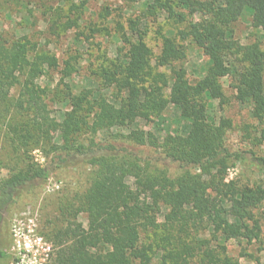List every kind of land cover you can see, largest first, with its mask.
I'll return each mask as SVG.
<instances>
[{"label": "trees", "instance_id": "1", "mask_svg": "<svg viewBox=\"0 0 264 264\" xmlns=\"http://www.w3.org/2000/svg\"><path fill=\"white\" fill-rule=\"evenodd\" d=\"M181 8L202 15L176 32L178 40L189 39L207 58L200 80L188 82L181 67L171 70L169 80L153 73L143 41H131L121 30L116 63L103 70L124 94L120 106L92 98L89 92L77 97L67 93L69 110L59 123L51 115L45 89L37 85L45 66H56L55 59L25 37L16 42L0 38V111L11 116L5 134L14 156L11 170L0 180V230L3 214L22 193L42 187L63 170L87 165L94 173L88 188L72 195L71 209L61 210L65 226L55 235L59 247L52 264H190L194 259L198 264H234L219 257L211 239L199 235L248 244L259 241L256 210L264 201V188L225 179L226 169L243 153L225 145L222 131L208 121L205 104L222 100L219 81L228 77L234 98L249 104L253 117L264 113V51L256 44L240 45L232 31L244 12L250 14L254 28L264 30V0H154L146 11L154 15L161 10L174 19L173 10ZM134 25L129 19L128 28L134 30ZM161 57L181 60L182 47L165 38ZM71 73L69 65L64 76ZM169 104L179 109L188 131L161 142L148 133L145 140L153 154L131 137H84L85 128L94 135L131 125L136 118L159 116ZM52 132L58 134L57 142L51 139ZM33 149L42 152L44 165L33 161ZM245 154L264 176V156ZM171 164L182 174L169 178L163 171L150 172L153 166L166 169ZM161 206L167 212L159 225ZM82 213L85 228L77 221ZM159 229L167 235L156 239L154 248L142 241Z\"/></svg>", "mask_w": 264, "mask_h": 264}, {"label": "rangeland", "instance_id": "2", "mask_svg": "<svg viewBox=\"0 0 264 264\" xmlns=\"http://www.w3.org/2000/svg\"><path fill=\"white\" fill-rule=\"evenodd\" d=\"M153 1L0 0V38L5 42H16L25 37L38 51L48 53L55 59L56 66L46 65V73L37 80V85L45 89L51 115L59 123L69 110L67 93L77 97L89 92L92 98L100 97L116 108L120 106L124 94L118 92L105 78L103 70H108L111 63H116L119 55L117 50L122 46L119 35L122 31L131 41H143L150 52L149 65L153 73H162L169 80L171 70L181 67L191 84L203 77L207 69V58L189 39L180 41L176 37V32L188 23L198 22L202 15L192 14L182 8L173 10L174 19L167 18L161 10L148 15L147 5ZM129 19L135 23L134 30L127 26ZM232 31L233 39L240 45L256 44L264 51V30L252 26L248 12H244L233 24ZM165 38L175 40L182 47L181 60L169 62L161 57L162 41ZM69 65L72 73L65 77L64 71ZM219 82L223 98L206 101L208 121L216 130L222 131L225 145L243 153L242 159L234 161L233 166L226 169L225 179L237 181L240 185L264 188V176L250 156L245 154L252 151L264 156V113L261 118L253 117L251 106L239 103L234 98L231 79L226 77ZM144 85L148 88L149 82ZM10 121L11 116L0 111V180L8 175L14 161L5 134ZM187 129L188 122L181 117L179 109L169 104L159 116L136 118L131 125L99 130L94 135L85 128L84 137L99 140L116 134L122 138L131 137L135 139V144H142V148L152 153L153 149L145 140L148 133L161 142L165 138L185 136ZM50 136L53 141H58L56 132ZM30 156L37 164L44 165V155L38 149H33ZM153 167L150 172L156 174L163 171L169 178L182 174L174 164L166 169L160 165ZM92 171L87 165L63 170L52 175L42 187L20 195L15 204L3 214L0 251L4 257L0 259V264H52L59 247L55 244V235L65 226L61 210L66 209V212L71 209L72 195L88 188L94 174ZM192 172L198 173L195 170ZM166 212L167 208L161 206V212L157 215L159 225L163 223ZM256 214L261 225V235L257 242L248 244L245 241H224L219 237L211 238L208 233L199 237L211 239L210 245L219 257L229 258L234 264H264V201ZM71 217L72 212L68 220ZM77 221L84 228L87 226L85 214H79ZM163 235H167L166 232L159 229L145 235L142 241L150 243L154 248L156 239ZM190 264L198 262L194 259Z\"/></svg>", "mask_w": 264, "mask_h": 264}]
</instances>
